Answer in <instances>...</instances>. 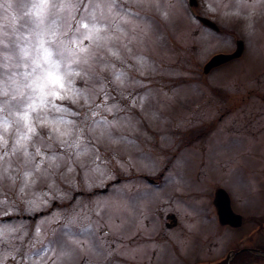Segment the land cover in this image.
Here are the masks:
<instances>
[{
	"label": "rangeland",
	"instance_id": "374dc122",
	"mask_svg": "<svg viewBox=\"0 0 264 264\" xmlns=\"http://www.w3.org/2000/svg\"><path fill=\"white\" fill-rule=\"evenodd\" d=\"M105 23L115 25L107 43H89L88 62L73 65L81 95L49 116L70 123L37 127L39 169L20 154L0 162L3 264H206L237 247L256 250L264 240V0H116ZM235 39L242 55L200 69ZM56 127L71 129L80 147L66 150ZM218 187L239 226L217 221ZM168 212L174 227L163 226Z\"/></svg>",
	"mask_w": 264,
	"mask_h": 264
},
{
	"label": "snow or ice",
	"instance_id": "6c2138e0",
	"mask_svg": "<svg viewBox=\"0 0 264 264\" xmlns=\"http://www.w3.org/2000/svg\"><path fill=\"white\" fill-rule=\"evenodd\" d=\"M115 3L116 0H0V162L20 154L26 163H34L39 169L42 160L36 158L43 154L33 139L40 135L37 127L70 123L56 116L50 121L49 116L65 110L59 102L81 95L71 79L80 75L73 65L88 62L87 58L81 60V54L91 55L89 43L99 48L110 39L105 33L115 25L105 20ZM122 76V72L117 73L116 79ZM52 131L66 150L80 147L78 138H67L71 129L65 127L62 131L56 127ZM44 135L49 140L53 138L48 133ZM6 171L0 165V180ZM31 175V171H24V180ZM4 242L5 234L0 229V243Z\"/></svg>",
	"mask_w": 264,
	"mask_h": 264
},
{
	"label": "water",
	"instance_id": "95a60500",
	"mask_svg": "<svg viewBox=\"0 0 264 264\" xmlns=\"http://www.w3.org/2000/svg\"><path fill=\"white\" fill-rule=\"evenodd\" d=\"M189 3L192 5L196 4V0H189ZM199 20H202L204 24L207 26H212L213 28H216V24L210 19L204 18L202 16H199ZM242 43L243 40H237L234 50L231 53H218L213 54L206 63L202 66L203 71H208L209 68H211L213 65L217 66L221 64L224 61H229L232 59V57H237L241 55L242 53ZM215 199L214 203L216 205V214L218 216V222L222 224L232 225L233 227L239 226L241 214H237L232 212L231 205L229 203V195L221 189V187H218V189L215 190ZM229 257V256H228Z\"/></svg>",
	"mask_w": 264,
	"mask_h": 264
},
{
	"label": "flooded vegetation",
	"instance_id": "af4514ba",
	"mask_svg": "<svg viewBox=\"0 0 264 264\" xmlns=\"http://www.w3.org/2000/svg\"><path fill=\"white\" fill-rule=\"evenodd\" d=\"M196 18V20H197V18H198V16H196L195 17ZM200 23V22H199ZM202 23V22H201ZM203 24V23H202ZM205 28L206 29H212V30H214V31H219L220 32V29H218V28H215V29H213L212 27H206L205 26ZM235 41H236V39H235ZM234 41V42H235ZM243 44L244 43H242V48H243ZM234 47V46H233ZM233 47H232V50H233ZM232 50L230 51V52H232ZM243 50H244V48L242 49V52H243ZM213 53H218V52H213ZM212 53V54H213ZM226 53H229V52H226ZM241 55H242V53H241ZM212 56V55H211ZM240 56V55H239ZM235 58V57H234ZM238 58V57H237ZM233 59V58H232ZM236 59V58H235ZM230 61H232V60H230ZM226 62V61H225ZM225 62H223V63H225ZM229 62V61H228ZM222 63V64H223ZM227 63V62H226ZM222 64H220L219 66H222ZM219 66H212V68H216V67H219ZM212 68H210L209 69V71L207 72V73H209L211 70H212ZM206 73V72H205ZM206 73V74H207ZM260 98V97H259ZM192 139V138H191ZM191 139H186L185 141H191ZM183 142L182 144H184V146L183 147H185V145H187V144H189L190 145V143H188V142ZM145 179H147L148 180V182H149V184H152V185H157V183L160 181V176H158L157 178H149V176H145L144 177ZM106 188V187H105ZM107 189V188H106ZM97 191H98V193H102V192H105L106 190H102V189H95L94 190V192H93V194H95V193H97ZM215 195H216V193H215ZM214 199H215V196H214ZM214 199H213V204L215 205V203H214ZM215 207H216V205H215ZM216 210V209H215ZM29 218H31V217H29ZM165 220H164V222H163V226H165V227H167V228H169V227H174L175 225H176V222L178 221V219H177V217L173 214V213H171V212H168L166 215H165ZM218 221V220H217ZM224 225V224H223ZM259 228H261V226L259 225ZM257 248H256V250L255 249H252V250H247L246 248H244V247H237L236 249H232V251L230 252V254H233L232 255V258L234 257V256H236L238 253H240V252H242V251H244L245 253H247V257L248 258H255L256 260L257 259H259V257L260 256H263L264 255V240L261 242V243H258L257 244ZM229 252H227L226 254H227V256L226 257H223L224 258V262H227V264L229 263V261H227V259L229 258L228 256H229ZM218 261V260H217ZM212 262H215L214 260L212 261ZM212 262H210V263H206V264H212ZM240 262H238V264H239ZM202 264H204V263H202Z\"/></svg>",
	"mask_w": 264,
	"mask_h": 264
},
{
	"label": "trees",
	"instance_id": "16d2710c",
	"mask_svg": "<svg viewBox=\"0 0 264 264\" xmlns=\"http://www.w3.org/2000/svg\"><path fill=\"white\" fill-rule=\"evenodd\" d=\"M263 225H264V223H263ZM244 257L245 258H248L247 257V253H245L244 251H242V252L238 253L236 256H234L232 258V260L229 261V264H235L236 262H240L241 263L242 262V259H244ZM212 264H225L224 263V258H222V259H220L218 261L212 262Z\"/></svg>",
	"mask_w": 264,
	"mask_h": 264
}]
</instances>
